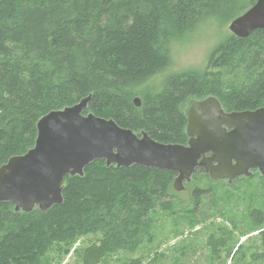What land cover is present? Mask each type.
<instances>
[{
  "label": "trees",
  "instance_id": "16d2710c",
  "mask_svg": "<svg viewBox=\"0 0 264 264\" xmlns=\"http://www.w3.org/2000/svg\"><path fill=\"white\" fill-rule=\"evenodd\" d=\"M256 1L0 0V167L33 147L41 117L87 97L84 114L177 145L187 142L181 106L188 99L214 97L226 112L263 107L264 30L244 39L227 32L202 71H170L174 45L207 23L228 26ZM175 175L97 160L82 177H65L62 204L46 212H14L0 202V264H61L86 236L96 239L81 249L80 264H109L151 245L154 211L173 212ZM193 177L210 180L202 169ZM199 185L195 204L198 191L211 189ZM258 238L255 257L264 259V230ZM227 239H208L212 256Z\"/></svg>",
  "mask_w": 264,
  "mask_h": 264
},
{
  "label": "water",
  "instance_id": "95a60500",
  "mask_svg": "<svg viewBox=\"0 0 264 264\" xmlns=\"http://www.w3.org/2000/svg\"><path fill=\"white\" fill-rule=\"evenodd\" d=\"M227 29L242 39L264 30V0H257ZM88 102L89 97L84 98L38 120L33 147L0 167V202L11 203L14 212H46L62 204L65 177H82L84 168L97 160L117 169L136 165L172 171L176 192L191 182L197 169L212 181L229 184L258 169L264 180V107L227 113L214 97L194 101L186 112L187 142L177 145L158 143L145 132L135 134L111 119L84 114ZM133 102L139 107V98Z\"/></svg>",
  "mask_w": 264,
  "mask_h": 264
},
{
  "label": "rangeland",
  "instance_id": "374dc122",
  "mask_svg": "<svg viewBox=\"0 0 264 264\" xmlns=\"http://www.w3.org/2000/svg\"><path fill=\"white\" fill-rule=\"evenodd\" d=\"M227 32V26L219 28L207 23L184 37L174 45L170 71H202L209 53ZM191 103L188 99L181 106L184 114ZM191 180L180 192L172 189L173 212L154 211V242L136 252L118 253L109 259V264H131L137 259L152 263L160 255L163 258L159 264H264V259L256 262L252 257L261 252L257 232L264 230V222L255 228L248 219L253 208L264 213V191L256 188L255 181L250 182L249 178H240L230 185L205 177L195 179L192 176ZM204 184L211 189L198 191L202 195L195 204L194 187ZM220 235L228 239L226 245L218 249L216 258L207 241ZM95 239L93 236L79 238L72 244L70 253L61 258V264H80L81 249Z\"/></svg>",
  "mask_w": 264,
  "mask_h": 264
},
{
  "label": "flooded vegetation",
  "instance_id": "af4514ba",
  "mask_svg": "<svg viewBox=\"0 0 264 264\" xmlns=\"http://www.w3.org/2000/svg\"><path fill=\"white\" fill-rule=\"evenodd\" d=\"M263 107H264V105H263ZM225 112H226V111H225ZM227 113H229V112H227ZM175 176H176V175H175ZM240 178H249V179H250V182L255 181V187H256V188H259V189H261V190L264 191V180H263V177L260 175L258 169H251V175H250L249 177H244V176L238 177V178H236L235 180H233L230 184H232L233 182H234V183L237 182L236 180H238V179H240ZM220 182H225L226 184H229L226 180H225V181H220ZM230 184H229V185H230ZM260 192H262V191H260ZM253 211H258V212L260 213V216H257V217H256V216L253 214ZM248 219H249V221L251 222L252 226H254L256 223H263V222H264V213H263V212L261 213V211H260L259 209H255V208H253L252 211H250V212L248 213ZM259 233H260V232H257V235H258ZM246 239H248V237H246L245 240H246ZM252 257H255V256L252 255ZM258 259H259V260H262V259H260V258H258V257H255L253 260L257 262Z\"/></svg>",
  "mask_w": 264,
  "mask_h": 264
}]
</instances>
